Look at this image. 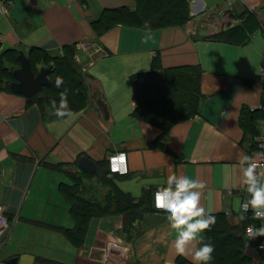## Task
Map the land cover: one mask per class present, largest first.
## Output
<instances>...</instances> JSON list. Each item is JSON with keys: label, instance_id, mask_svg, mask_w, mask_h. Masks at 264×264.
<instances>
[{"label": "crops", "instance_id": "0c3cea01", "mask_svg": "<svg viewBox=\"0 0 264 264\" xmlns=\"http://www.w3.org/2000/svg\"><path fill=\"white\" fill-rule=\"evenodd\" d=\"M137 2L12 0L8 13L0 9V68L19 67L20 50L28 56L46 51L50 62L67 52L86 69L90 87L89 104L70 117L29 103L10 87L0 89V210L9 219L0 226V264H194L199 245L178 254L173 230L154 207L155 192L174 176L204 182L201 205L244 232L250 213L239 219L249 197L241 160L251 157L264 102V0H191L188 22L160 28L114 20V11L135 10ZM204 14L213 19L209 15L199 32ZM246 20L255 31L244 43L207 37ZM196 65L202 68L200 111L161 138V128L134 115L130 76ZM117 151L127 153L128 172L110 174L109 182L84 175L91 185L84 184L83 196L102 199L110 184L153 208H143L129 225L124 213L95 216L75 240L65 232L76 221L64 187L77 180L72 172L84 171L81 156L101 171Z\"/></svg>", "mask_w": 264, "mask_h": 264}, {"label": "trees", "instance_id": "16d2710c", "mask_svg": "<svg viewBox=\"0 0 264 264\" xmlns=\"http://www.w3.org/2000/svg\"><path fill=\"white\" fill-rule=\"evenodd\" d=\"M190 1L138 0L135 10L119 9L114 11L112 17L115 21H124L125 23L139 25L144 28H160L184 24L192 18L189 17L191 15ZM254 31L253 27L249 24L247 25L246 20L242 24L207 37L244 43L250 39ZM34 54L33 52L29 57L36 71L38 70L36 63L39 60L46 61L47 65H52L53 70L50 73L51 84L45 86L41 92L28 97L29 103H38L44 110H53L52 102L56 101L58 104L60 94L66 92L72 112L79 111L89 104L90 87L85 75L87 71L86 69L84 70L83 66L79 65L75 55L65 52L64 55L52 57L53 62H50L51 55L48 52L39 51L35 56ZM18 55L19 52L16 51L17 64H20ZM15 67V65H12L11 67L0 68V89L3 86L6 88L10 87V83L15 80L13 75ZM57 77L63 79V84L59 88L55 84ZM201 77L202 68L199 65L133 73L130 76V81L137 100L134 115L141 121L161 128L163 131L161 138L167 137L175 123L189 119L199 113L202 100ZM160 91H164V93L170 91V93L160 94ZM190 93H193L196 99L191 97L188 100ZM40 94L43 96L40 97ZM181 97H183V100H181ZM181 105H183V110L179 107ZM263 121L264 113L260 109L259 123L257 122L256 130L253 133V147L255 146L254 138L259 131L258 126ZM94 174L97 176L102 175V178L109 182L108 176L112 174L109 163L107 162V165L101 171L92 174L84 171H79V173L72 172V175L77 180L72 186L64 187L65 194L72 200L71 211L76 221L74 229H65V232L75 240L83 236L90 219L95 216H103L112 212L124 213L125 224L129 225L140 215L143 208L149 210L153 208L144 197L136 199L122 192L115 185L110 184V190L105 194L104 198L84 197L83 186H90L91 184L85 183L83 177L86 175L92 179ZM113 175L116 176L118 174ZM248 216L249 221L246 225L254 220L252 213ZM208 242L215 247L214 258L210 264H262L260 260H255L246 252L245 227L243 233L239 230L234 231L231 230V227L227 225L224 219L218 218L215 224L207 230L204 243ZM38 264L63 263H58V261L51 259H39Z\"/></svg>", "mask_w": 264, "mask_h": 264}, {"label": "clouds", "instance_id": "9594fccd", "mask_svg": "<svg viewBox=\"0 0 264 264\" xmlns=\"http://www.w3.org/2000/svg\"><path fill=\"white\" fill-rule=\"evenodd\" d=\"M56 87L63 84V79L57 77ZM54 114L58 117L72 116L66 92L60 94V100L52 102ZM112 159L113 171H126L125 154L120 153ZM243 184L249 197L240 205V220L246 219V213L252 211L255 219L264 220V172H259L258 165L251 157L244 156L241 160ZM204 182L188 175L179 178L171 177L166 187L158 189L154 194L155 207L162 210L167 223L173 230L174 247L178 254H187L190 245H199L193 255L194 264H210L213 260L215 247L212 243H204V233L216 222L210 209L201 205ZM264 236V222L259 227L249 229V237Z\"/></svg>", "mask_w": 264, "mask_h": 264}, {"label": "water", "instance_id": "95a60500", "mask_svg": "<svg viewBox=\"0 0 264 264\" xmlns=\"http://www.w3.org/2000/svg\"><path fill=\"white\" fill-rule=\"evenodd\" d=\"M18 60L20 61V66L14 69L15 80L10 83V87L14 92L31 97L41 92L45 86L51 84L49 74L53 70L52 65H43L36 71L30 57L24 50L19 51ZM42 96L40 94V97ZM95 100L104 114L108 115L107 106L99 94L95 96ZM78 166L89 173L97 171V163L86 155L80 157ZM246 252L255 260H260L261 258L259 250L253 244L247 245ZM9 263H16V259L9 261Z\"/></svg>", "mask_w": 264, "mask_h": 264}, {"label": "built area", "instance_id": "2783aa9c", "mask_svg": "<svg viewBox=\"0 0 264 264\" xmlns=\"http://www.w3.org/2000/svg\"><path fill=\"white\" fill-rule=\"evenodd\" d=\"M11 3H12V0H0V9L4 13H8ZM1 38H2V34L0 33V41H1ZM260 70H261V75L264 77V61L261 64ZM260 109L264 113V102L261 104ZM258 130H259L258 134L255 136V139H254L255 146L250 155H251L252 162H255L258 165L257 170L259 172H264V121L260 124ZM120 153L125 154V157H126L125 166L127 170L126 171H113L111 158ZM108 163H109V168L112 174H125L128 172V156L125 151H117L111 154L109 156ZM154 207H155V203H154ZM248 213H252V211L249 210ZM253 219H254L253 221H250L245 226V238L247 241V245L253 244L259 250L261 254L260 261L262 262V264H264V236L249 237V229L252 228L253 226L259 227L261 223L264 222V220L255 219L254 217ZM8 221H9L8 217L2 214V211L0 210V226L7 224Z\"/></svg>", "mask_w": 264, "mask_h": 264}, {"label": "rangeland", "instance_id": "374dc122", "mask_svg": "<svg viewBox=\"0 0 264 264\" xmlns=\"http://www.w3.org/2000/svg\"><path fill=\"white\" fill-rule=\"evenodd\" d=\"M190 13H191V10H190ZM210 14H204V15H202L201 16V18L198 20V24H197V26L196 27H198V31L200 32L201 31V28H200V26L202 25V24H204V23H206L207 22V17L209 16ZM193 15L191 14V15H189V17H192ZM211 19H213L212 18V16L210 15L209 16ZM203 30V29H202ZM204 33H206V32H204ZM140 88V87H139ZM48 92H51V91H48ZM166 93H170V91H168V92H165L164 93V91H160V94H166ZM191 97L192 98H194V99H196L195 97H194V94L193 93H190V95H189V99L188 100H190L191 99ZM181 100H183V97H181ZM179 104V103H178ZM180 107V109L181 110H183L184 108H183V105H181V106H179ZM172 108V107H171ZM173 109V108H172ZM50 112H52V113H54V111L53 110H50V109H48ZM55 115V114H54ZM176 116H178V115H176Z\"/></svg>", "mask_w": 264, "mask_h": 264}]
</instances>
